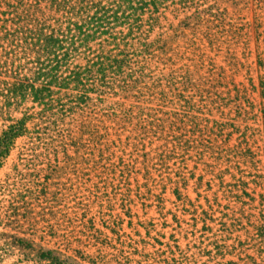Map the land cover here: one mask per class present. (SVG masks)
<instances>
[{"label": "trees", "instance_id": "obj_1", "mask_svg": "<svg viewBox=\"0 0 264 264\" xmlns=\"http://www.w3.org/2000/svg\"><path fill=\"white\" fill-rule=\"evenodd\" d=\"M195 1L32 0L27 9L23 0H0L9 15L0 18V44L17 42L35 65V71L25 66L33 77L19 74L6 83L8 106L29 98L39 104L2 131L0 167L20 136L47 140L68 113L89 110L90 120L79 125L87 151L81 167L74 165L75 217L66 239L75 264H109L103 255L109 245L120 250L113 260L129 263L121 252L130 242L119 223L147 202L163 211L168 194L183 216L204 223L194 232L201 238L187 243L194 263L207 256L208 264H264L263 53L254 67L234 48L218 64L194 39L174 46L165 31L150 37L157 28L177 30L168 13L177 19ZM191 19L197 14L180 23ZM242 29L233 24L224 32L238 44ZM211 33L203 44L217 53L225 42ZM1 49L4 63L11 52ZM202 190L214 195L207 203ZM209 223L219 224V232ZM159 243L167 249L156 250V264H172L167 250L186 252L177 241ZM60 255L42 252L52 264H65L69 258Z\"/></svg>", "mask_w": 264, "mask_h": 264}, {"label": "rangeland", "instance_id": "obj_2", "mask_svg": "<svg viewBox=\"0 0 264 264\" xmlns=\"http://www.w3.org/2000/svg\"><path fill=\"white\" fill-rule=\"evenodd\" d=\"M195 2L193 7L187 10L182 9L177 19L171 12L168 13L177 30H168L166 27L157 28L151 32L150 37L155 38L160 32L165 31L167 34L165 37L169 38L174 46L188 45L190 40L194 39L208 55L216 57L218 64H223L227 51H233L236 48L238 56L247 60L248 63H253L255 67L258 54L262 52L264 57V0H196ZM23 3L27 4L28 9L32 0H23ZM21 12H23L22 6L19 14ZM7 13V6L0 7V18L9 16ZM194 13L197 14L198 19H191L186 21L185 25H181L180 22L186 15ZM0 24H2L1 21ZM233 24L243 27V37L238 44L235 43L236 40L228 36L227 32H224ZM166 25L168 26L169 23ZM208 31L220 36L222 38L220 42H225L217 53L210 51V48L203 44L207 40ZM3 35L4 33L1 32L2 38ZM6 41L3 39L0 44L11 52L6 55L7 60L4 63L0 61L2 65L0 80H5L4 84H0V135L9 124L22 118L27 109L33 113L39 110V104L32 98L18 100L15 105L8 106L10 99L7 98L6 83L17 81L19 74L21 78L33 77V71L25 69V66L34 69L35 65L31 64L33 55L29 57L22 48L16 47L17 42H11L9 47L10 41H7L8 43ZM99 41L100 39L96 40L94 46H97ZM2 52L3 49L0 53ZM1 55L0 59H3ZM78 62L74 63L71 59L70 64L74 65ZM239 79H243V76H239ZM54 90L58 89L54 87ZM69 92L76 94V91ZM75 112L68 113L62 125H59V130L56 133L51 132L47 140H37L35 133L32 134V138L20 136L14 148L3 160L0 167V264H52V260L42 257V252L49 249L56 254L61 252L63 254L60 255L61 259L68 257L65 264H75L78 259L68 249L66 239L70 237L72 219L75 217L74 194L77 180L74 165L76 163L78 167H81L79 162L86 156L87 151V137L82 136L79 125L83 121H89L90 114L87 108ZM36 122L39 123V119H36L34 123ZM32 126H34L33 123L31 128ZM60 140L62 142H59ZM70 156L74 159L72 160ZM29 159H33L31 165H27ZM51 168L54 170L51 171ZM262 172L264 173V170ZM43 180L47 181L43 184L41 183ZM190 194L192 199L199 197L193 188ZM77 195L82 196L81 199H83V190ZM213 196L208 194V191L202 190L201 202L207 203L206 198H213ZM167 198L169 200L163 203V211H160L155 204L149 206L150 202H147L148 206H141L136 216L126 217L124 222L119 223L122 239L130 242L129 246L122 247L123 252H121L123 256L130 257V262L127 264H156V250L167 249L159 242L174 244L176 241L186 252L181 254L177 249L175 250L177 254L173 256L167 250L165 254L169 256L172 264L178 262L208 264L207 256H197L198 263H194L191 256L195 250L187 248L189 240L201 238V231L194 232L195 228L201 230L204 223H196L191 219V215L183 216L177 209L175 196L168 194ZM175 213L178 214L177 219L174 216ZM209 224L213 226V233L219 232V224ZM120 247L119 245L118 248ZM88 252L92 253L90 250ZM112 253L120 254V250H115L111 245L105 247L103 251L105 260L109 264H118L120 258L113 260ZM183 255L190 259L184 260Z\"/></svg>", "mask_w": 264, "mask_h": 264}]
</instances>
